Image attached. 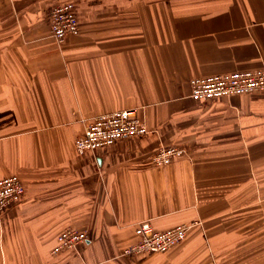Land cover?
Returning a JSON list of instances; mask_svg holds the SVG:
<instances>
[{"label":"crops","instance_id":"crops-1","mask_svg":"<svg viewBox=\"0 0 264 264\" xmlns=\"http://www.w3.org/2000/svg\"><path fill=\"white\" fill-rule=\"evenodd\" d=\"M73 2L78 34L52 35ZM264 68V0H0V264H264V90L198 101L195 76ZM134 109L148 132L80 154L96 116ZM185 150L157 165L162 146ZM189 223L136 256V226ZM77 249L53 252L65 228Z\"/></svg>","mask_w":264,"mask_h":264},{"label":"built area","instance_id":"built-area-1","mask_svg":"<svg viewBox=\"0 0 264 264\" xmlns=\"http://www.w3.org/2000/svg\"><path fill=\"white\" fill-rule=\"evenodd\" d=\"M50 27L52 35L59 43H63L68 34H78L80 22L73 2L54 5L50 11ZM190 96L198 101L251 94L264 90V68L238 69L230 72L200 75L191 78ZM148 132V126L136 114L134 109H119L102 113L93 118L84 132L77 137L75 144L80 154L108 148L119 140L141 137ZM185 153L175 146H162L154 154L157 165H166ZM25 186L18 174L0 177V215L8 207L22 200ZM191 224L180 223L173 227L157 230L148 220L140 222L135 232L138 240L128 245L124 255L136 256L145 253H164L182 242L188 235ZM88 238L85 230L73 227L63 229L57 235V243L53 252L77 249Z\"/></svg>","mask_w":264,"mask_h":264},{"label":"rangeland","instance_id":"rangeland-1","mask_svg":"<svg viewBox=\"0 0 264 264\" xmlns=\"http://www.w3.org/2000/svg\"><path fill=\"white\" fill-rule=\"evenodd\" d=\"M135 242H136V241H135ZM133 243H134V242H133ZM131 244H132V243H131ZM129 245H130V244H129ZM125 248H126V247H125ZM125 248H124V249H125ZM124 249H123V251H124Z\"/></svg>","mask_w":264,"mask_h":264}]
</instances>
